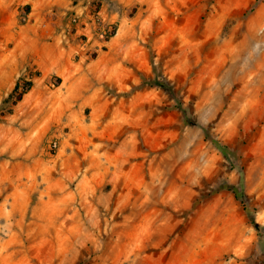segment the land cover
<instances>
[{
    "label": "rangeland",
    "instance_id": "rangeland-1",
    "mask_svg": "<svg viewBox=\"0 0 264 264\" xmlns=\"http://www.w3.org/2000/svg\"><path fill=\"white\" fill-rule=\"evenodd\" d=\"M0 264H264V0H0Z\"/></svg>",
    "mask_w": 264,
    "mask_h": 264
},
{
    "label": "trees",
    "instance_id": "trees-1",
    "mask_svg": "<svg viewBox=\"0 0 264 264\" xmlns=\"http://www.w3.org/2000/svg\"><path fill=\"white\" fill-rule=\"evenodd\" d=\"M26 9H28V6H26ZM155 85L162 87L163 89L167 90L171 95H173L172 89L168 86H165V84L155 83ZM31 86H32L31 81H17L14 85L13 90L9 94L7 100L13 101L14 104L17 103L18 101H20L22 96L30 90ZM179 109H181L180 106ZM234 197L237 198V195L235 193H234ZM249 221L251 226H253L255 230H257L258 225L255 223L254 219L250 217Z\"/></svg>",
    "mask_w": 264,
    "mask_h": 264
},
{
    "label": "built area",
    "instance_id": "built-area-1",
    "mask_svg": "<svg viewBox=\"0 0 264 264\" xmlns=\"http://www.w3.org/2000/svg\"><path fill=\"white\" fill-rule=\"evenodd\" d=\"M110 33V32H109ZM103 34H105V33H103ZM102 36V35H101Z\"/></svg>",
    "mask_w": 264,
    "mask_h": 264
}]
</instances>
